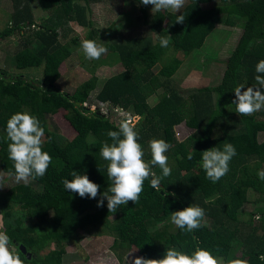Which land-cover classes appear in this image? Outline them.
I'll use <instances>...</instances> for the list:
<instances>
[{
	"label": "trees",
	"instance_id": "1",
	"mask_svg": "<svg viewBox=\"0 0 264 264\" xmlns=\"http://www.w3.org/2000/svg\"><path fill=\"white\" fill-rule=\"evenodd\" d=\"M12 1L11 24L0 32V38L34 25L30 7L33 0ZM37 1L50 16L41 30L32 34V40L27 41L24 53L29 67L45 65L43 80L32 81L23 76L0 79L1 169L7 174L14 172L13 162L8 159L6 123L16 112L28 111L39 118L45 128L43 150L52 157L47 173L36 178V187L18 184L0 192L4 231L12 243L35 256L29 261L19 253L24 264H63L64 246L79 239V231L96 230L113 237L110 249L118 256V250L125 247L127 250L135 247L139 256L147 259L162 258L168 248L191 254L199 247L223 257L226 264L237 258L246 259L249 264H264L260 259L264 256V181L257 176L258 171L264 170V140L258 139L264 132V110L244 116L231 103L236 87L257 86L256 65L264 59V0H219L210 7L204 5L213 0H187L179 13L156 11L150 20L146 6L135 0L144 27L158 32V39L170 35L175 52L201 48L214 30L217 17L222 15L226 16L227 25L238 24L243 30L225 62L218 85L198 88L186 99L171 82L179 63L159 44L146 37L130 38L123 44L106 43L110 60L121 64L123 71L105 80L95 95L96 102L107 104L110 109L132 110L140 117L135 130L146 161L151 160L148 143L151 139H163L171 145L166 153L171 175L161 179L159 190L151 187L150 179L145 180L139 201L121 205L114 213L108 211L106 199L103 207H97L99 196L81 198L66 191L62 183L63 179H72L75 170L100 185L101 193L110 184L108 161L101 157L100 149L105 142L112 143L107 132L117 129L98 107L90 112L83 106L96 89L97 78L92 76L72 93L57 86L60 65L72 55V46L77 44L76 40L61 44L60 38L66 40L72 33L70 22L89 29L86 39L95 40L101 35L89 18L90 5L99 0H81L82 4L73 0ZM180 14L185 17L182 24L176 23ZM231 17L236 22L229 21ZM156 65L159 70L154 73L152 68ZM157 89H163L160 95ZM152 96H156L157 102L150 106L147 100ZM65 108L71 110L65 118L76 132L72 140L48 126L47 115ZM181 123L192 130L183 140L174 130ZM87 136L92 140L88 141ZM225 143L234 145L236 155L229 162L228 173L213 183L201 167L202 152L213 147L222 150ZM189 153L194 163L190 170L182 172L181 166L189 161ZM153 172L162 175L158 166H153ZM250 190L257 196L252 201L255 207L243 213ZM189 205L204 209L202 227L187 232L176 226L170 231L172 212ZM242 215L245 220H241ZM51 245L57 249L41 257Z\"/></svg>",
	"mask_w": 264,
	"mask_h": 264
},
{
	"label": "rangeland",
	"instance_id": "2",
	"mask_svg": "<svg viewBox=\"0 0 264 264\" xmlns=\"http://www.w3.org/2000/svg\"><path fill=\"white\" fill-rule=\"evenodd\" d=\"M74 2L78 4L83 3L81 0H73V3ZM214 2L216 4L218 3V0H213V2L204 5V7L213 6ZM186 3L187 0H185V4ZM30 7L34 16V25H27L25 28L15 30V32L9 37L0 38V79L1 77H4L9 80L16 76H23L32 81L43 80L45 65L42 64L39 67H29L26 62L24 50L27 41L32 40V34L41 30L43 23L50 15L41 8L37 0L31 1ZM152 7V5L146 6L148 20H150L156 12H152ZM181 10L182 8L180 11ZM13 12L14 6L12 0H0V32L10 26ZM162 12L173 13L171 10H162ZM89 18L93 23L92 27L100 32L103 31L102 29L107 28L113 30L111 31L114 32L113 38L117 37L116 41L120 44H123L126 38H138L140 40V37H142V39L146 37L151 39L153 44L157 43L160 45L161 39H158V32H151L148 28L144 27L139 4L135 0H99L90 5ZM218 18L220 21L217 23H223L226 16L222 15L217 17V19ZM231 20L236 22L235 18L231 17L229 21ZM69 25L75 31L72 34H69L66 40L61 37L60 43L64 44L65 42L76 40L77 44H74L73 46L71 45L74 47L72 55L60 65V88L63 91H73V89L76 86L78 87V85L85 79V72L90 75L89 79L92 76L99 78L100 82H98L96 89L92 91L88 103L84 104L85 109H88L90 112H95L98 107L101 114L105 117L113 118L116 122L131 118V124L136 127L139 120L138 118H134L136 115L132 113V110L126 111L123 109L120 110V108L110 109L107 105H101L95 100V94L100 90L103 82H105L108 77L119 73L118 71L122 70V67L120 65L117 68L101 67V59L108 54L102 55L99 60L86 59L81 48V41L87 38V32L89 29L86 27L81 28L74 22H70ZM236 25L237 26H233L239 30H228L224 27L217 26L218 28L208 35L204 45L194 51L175 52L171 47V43H169L167 47H162L168 52V54L175 58L177 57L182 62L188 60L184 64L178 62L177 71L171 79L172 84L177 86V88H174L175 91L183 96L184 99L188 98V95L198 88L218 85L223 72V66L225 68V62L233 53L234 48L238 43L241 30H243L242 26L238 24ZM95 41L98 44H103V46L106 45L103 35H99ZM178 59H176V61H178ZM152 70L156 73L159 70V67L154 66ZM162 91L163 89L157 90V94L159 93L160 95ZM147 101L150 106H153L157 102V98L156 96H152ZM70 111V109L65 108L60 109L55 115H47L49 129L60 134L67 140H72L76 135V132L65 118V115ZM174 130L180 140H183L192 132V130L186 128L183 123L175 126ZM86 139L88 141L92 140L90 136H87ZM258 139L260 142L263 141L264 133H260ZM193 163L194 159L189 160L181 166V171L186 172L190 170ZM0 171H3L1 167ZM4 174L5 184L3 188H0V192H6L18 184H24L23 182L16 183L14 177H8L5 172ZM28 184L36 187L38 184L37 179H31ZM256 197L255 193L251 190L248 192L249 203L244 205L242 209L243 213L254 210L255 205L252 201ZM240 218L241 220H245L246 216L242 215ZM112 219L113 217L109 220ZM27 222L28 220H26L25 223ZM175 228L176 226L172 223L170 231H174ZM78 235L80 236L79 239H74L64 246L65 256L63 264H133L134 259L140 257L135 247H130L128 250L126 247L119 249V256L113 253L110 249L113 237L98 232L97 230L91 232L79 231ZM56 249V245H51L41 253V257H44L50 251ZM239 252L240 251L237 252L238 256L240 255ZM119 257H121V261H119Z\"/></svg>",
	"mask_w": 264,
	"mask_h": 264
},
{
	"label": "clouds",
	"instance_id": "3",
	"mask_svg": "<svg viewBox=\"0 0 264 264\" xmlns=\"http://www.w3.org/2000/svg\"><path fill=\"white\" fill-rule=\"evenodd\" d=\"M144 5H152L153 11L171 10L179 13L184 7L185 0H139ZM185 17L176 16V23L182 24ZM170 35L160 40L161 47H167L170 43ZM83 55L88 60H99L108 49L95 40L85 39L81 41ZM255 81L257 86L240 85L234 89L235 98L232 104L240 115L250 116L264 110V59L256 65ZM117 130H110L107 136L112 143L105 142L100 149V155L108 161L107 176L110 181L107 189L100 192V185L89 179L86 174H78L73 170L72 179H63V187L66 191L78 194L81 198L96 199L97 207H103L107 200L109 212H116L121 205L133 204L139 201L144 190L145 180L151 181V187L159 190L163 177L171 175L172 169L168 164L166 153L171 145L163 139H151L149 148L151 160L144 159V149L139 143V134L135 126L128 120H121L115 124ZM6 135L8 143V159L13 162L14 172H9L8 177H14L16 183L23 182L27 185L31 179L43 177L52 163L51 155L43 150L45 128L39 118L28 111L16 112L10 116L6 123ZM236 155V149L231 143H225L223 149L213 147L202 152L201 167L206 173V178L213 183L218 182L229 171V162ZM192 159V153L188 154ZM153 166L162 170L161 176H156ZM260 180L264 181V170L257 172ZM5 184V174L0 171V188ZM175 196V193H166ZM205 211L198 205H189L182 210L173 211L170 217L171 223L181 230L194 232L202 227ZM259 219V217H257ZM3 228V216L0 214V264H24L19 253L13 247L7 233ZM26 249V248H25ZM27 250V249H26ZM264 260V256L260 257ZM133 264H225L223 257H217L205 248H196L191 254L168 248L163 257L159 259H147L137 257ZM227 264H249L246 259H231Z\"/></svg>",
	"mask_w": 264,
	"mask_h": 264
},
{
	"label": "crops",
	"instance_id": "4",
	"mask_svg": "<svg viewBox=\"0 0 264 264\" xmlns=\"http://www.w3.org/2000/svg\"><path fill=\"white\" fill-rule=\"evenodd\" d=\"M218 2H219V0H218ZM213 4H215V2L213 3ZM220 21V19L218 18L217 19V22H219ZM216 22V25H215V28H214V30H216L218 27L217 26H220V27H224V28H226V29H228V30H239L238 28H236L235 26H233V24L230 26V25H227L226 24V22H225V19H224V21H223V23H217ZM82 28V27H81ZM84 28V27H83ZM72 29V28H71ZM103 31H107L106 33H103V31H102V34L101 35H103V38L105 39V41H106V43H109V42H117L116 40V38L117 37H114L113 38V36H114V32H111V31H113V30H111L110 28H107V29H102ZM110 30V31H109ZM27 31H29V30H27ZM75 30H73L72 29V33L74 32ZM71 33V34H72ZM126 40H128V38H126ZM126 40L124 41V42H126ZM117 43H119V42H117ZM196 50V49H195ZM194 51V50H193ZM111 52L110 51H107V53L106 54H108L107 56H108V58H107V56H104V58H102L101 59V67H107V68H111V67H115V68H117L119 65L122 67V65L121 64H118V63H114V62H112L111 60H110V56H109V54H110ZM105 54V55H106ZM186 57V56H185ZM176 59H178L177 57H176ZM188 60H186V61H184V62H182L180 59H178V62H182L183 64L185 63V62H187ZM93 62V61H92ZM64 63V62H63ZM62 63V64H63ZM156 66H158V65H156ZM159 67V66H158ZM224 70V66H223V69H222V71ZM123 71V68H122V70H119L118 72L119 73H121ZM86 73V77H85V79L81 82V83H83L84 81H86V80H88L89 79V77H90V75L87 73V72H85ZM118 74V73H117ZM61 75V74H60ZM113 76V75H112ZM111 77V76H110ZM110 77H108V78H110ZM107 78V79H108ZM173 78V77H172ZM60 79H61V76H60ZM97 79H99V78H97ZM106 79V80H107ZM98 82H100V79L99 80H97V84H98ZM104 83V82H103ZM59 84H60V80L58 81V84H57V86L60 88V86H59ZM80 85V84H79ZM78 85V86H79ZM216 86V85H215ZM77 87V86H76ZM76 87L73 89V91L76 89ZM175 87L177 88V86L175 85ZM214 87V86H213ZM60 90H62L61 88H60ZM65 90V89H64ZM157 90H160V89H157ZM63 91V90H62ZM73 91H71V92H69L68 90H65V92H68V93H72ZM92 93V92H91ZM96 95V94H95ZM90 97H91V95H90ZM264 133V132H263Z\"/></svg>",
	"mask_w": 264,
	"mask_h": 264
},
{
	"label": "water",
	"instance_id": "5",
	"mask_svg": "<svg viewBox=\"0 0 264 264\" xmlns=\"http://www.w3.org/2000/svg\"><path fill=\"white\" fill-rule=\"evenodd\" d=\"M109 122L112 123V124H114V125L117 123L116 121H114L113 118H112V119L110 118V119H109ZM0 214H2L1 211H0ZM2 216H3V214H2ZM3 226H4V216H3ZM14 248L16 249V251H17L18 248H19V251H20L23 255H26L28 260L31 259V255L27 253V250L25 249V247H23V246H19V244L14 243ZM27 254H28V255H27Z\"/></svg>",
	"mask_w": 264,
	"mask_h": 264
},
{
	"label": "flooded vegetation",
	"instance_id": "6",
	"mask_svg": "<svg viewBox=\"0 0 264 264\" xmlns=\"http://www.w3.org/2000/svg\"><path fill=\"white\" fill-rule=\"evenodd\" d=\"M1 211V210H0ZM2 213V212H1ZM4 216V215H3ZM3 230H5L6 229V227H5V221H4V226H3V228H2ZM13 244V247H14V243H12ZM17 244V243H16ZM20 246V245H19ZM17 252L18 253H21L20 251H19V248H18V250H17ZM28 254H30L31 255V259L29 260V261H31V260H34L35 259V256H33L31 253H29V252H27ZM22 254V253H21ZM27 254V255H28ZM26 258H27V256L26 255H24Z\"/></svg>",
	"mask_w": 264,
	"mask_h": 264
},
{
	"label": "built area",
	"instance_id": "7",
	"mask_svg": "<svg viewBox=\"0 0 264 264\" xmlns=\"http://www.w3.org/2000/svg\"><path fill=\"white\" fill-rule=\"evenodd\" d=\"M101 105H103V104H101ZM105 105H107V104H105ZM83 106H84V105H83ZM84 107H85V106H84ZM113 109H117V108H113ZM99 110H100V109H99ZM120 110H122V109H120ZM134 118H135V119L138 118V120L140 119L139 116H135ZM135 119H134V120H135ZM125 120H128V121H130V122L132 121L131 118H126ZM131 123H132V122H131Z\"/></svg>",
	"mask_w": 264,
	"mask_h": 264
}]
</instances>
